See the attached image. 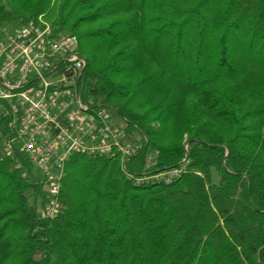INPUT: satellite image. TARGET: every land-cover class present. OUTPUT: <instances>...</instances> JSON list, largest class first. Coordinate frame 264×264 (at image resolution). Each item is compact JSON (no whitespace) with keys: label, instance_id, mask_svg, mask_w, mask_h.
Masks as SVG:
<instances>
[{"label":"trees","instance_id":"trees-1","mask_svg":"<svg viewBox=\"0 0 264 264\" xmlns=\"http://www.w3.org/2000/svg\"><path fill=\"white\" fill-rule=\"evenodd\" d=\"M40 15L78 37L82 100L111 106L126 137L144 142L126 170L119 155L73 153L53 218L40 214L47 190L28 158L0 156V264H264V0H0V28ZM144 24L156 42L175 32L179 95L197 109L168 145L150 110L132 105L130 83L115 78L125 53L162 66ZM108 38L103 56L96 43ZM185 158L171 183L144 178Z\"/></svg>","mask_w":264,"mask_h":264},{"label":"built area","instance_id":"built-area-1","mask_svg":"<svg viewBox=\"0 0 264 264\" xmlns=\"http://www.w3.org/2000/svg\"><path fill=\"white\" fill-rule=\"evenodd\" d=\"M85 65L78 37L58 32L43 15L14 29L0 28V156L19 153L33 164L47 190L42 217L59 212L65 166L73 153L121 155L126 166L143 146L137 137L128 140L112 120L111 106L82 100L77 83ZM155 161L150 155L146 168ZM184 171L181 165L146 172L144 178L171 183Z\"/></svg>","mask_w":264,"mask_h":264},{"label":"rangeland","instance_id":"rangeland-1","mask_svg":"<svg viewBox=\"0 0 264 264\" xmlns=\"http://www.w3.org/2000/svg\"><path fill=\"white\" fill-rule=\"evenodd\" d=\"M131 25H133V23ZM148 25L150 27L151 24ZM143 30L146 31L145 36ZM141 33L145 45L150 46V49L153 48L154 51L160 54L163 63L162 66L158 65L159 68L157 66L150 68L143 67L136 58H133L132 56L129 57V54L127 55L125 53V59L122 60L124 71L117 74L115 78L118 82L125 81L130 83V99L134 108L139 109L140 111L150 110L151 116L156 118L154 126H159L161 129V142L167 145L172 144L185 134L187 127L189 126L188 122L196 116L197 109L193 105L187 104L188 102H185L183 97L181 98L179 95L181 94L179 86L181 84L183 66L181 61L182 58H180L181 55L178 59H174L172 53L176 47L175 32H172L169 29L166 30L165 28L160 32L161 37L158 42L154 39L155 34L149 33L145 24L142 26ZM126 34L127 33H124L123 37H121V44L130 43L132 37ZM133 37L135 36L133 35ZM111 41L112 39L110 38L105 40L103 42V46L106 44L105 47L99 45V42L96 43L97 49L100 50L99 54L103 56L109 55L110 52L107 51V46L111 44ZM173 74H179L178 82L176 76ZM169 85L173 87H170ZM192 99L196 100L197 103H201L199 101L200 97L197 94L192 95L189 100ZM110 114L112 120L116 122L118 126L123 128V125H121L122 119L120 114L113 109ZM136 137L140 139V142H144V138L139 132L133 134L131 138L128 137V140L133 141ZM186 147H188L187 144H185V148ZM151 155H154L155 158L157 156L156 152ZM119 156L121 158V167L126 170V166L122 165V157L121 155ZM182 165L185 166V162H183ZM163 171L164 170H157L155 172L160 173ZM40 207L41 205L39 203V211Z\"/></svg>","mask_w":264,"mask_h":264}]
</instances>
